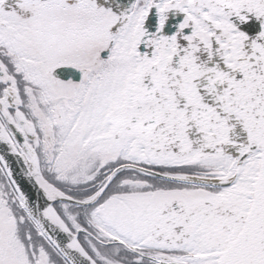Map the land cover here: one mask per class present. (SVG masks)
Segmentation results:
<instances>
[{
  "label": "snow or ice",
  "instance_id": "obj_1",
  "mask_svg": "<svg viewBox=\"0 0 264 264\" xmlns=\"http://www.w3.org/2000/svg\"><path fill=\"white\" fill-rule=\"evenodd\" d=\"M0 264H264V0H0Z\"/></svg>",
  "mask_w": 264,
  "mask_h": 264
}]
</instances>
